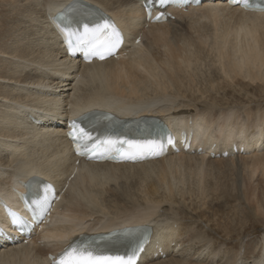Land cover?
<instances>
[{"label": "bare ground", "instance_id": "6f19581e", "mask_svg": "<svg viewBox=\"0 0 264 264\" xmlns=\"http://www.w3.org/2000/svg\"><path fill=\"white\" fill-rule=\"evenodd\" d=\"M73 1L27 0L23 8L21 1L4 0L19 18H10L0 34V202L16 204L13 191H25L32 176L54 181L60 191L67 187L49 226L29 244L0 248V264H48V253L75 236L134 225L153 227L150 253L139 264H264V233L253 249L242 244L251 218H264V107L211 104L202 99L204 91L193 90L211 57L214 92L227 85L264 88V13L209 0L175 11V20L147 25L135 0H85L116 18L127 41L118 59L83 65L67 57L47 20ZM185 27L190 34L180 31ZM97 110L125 120L158 116L178 133L185 130L191 147L133 165L81 159L73 172L78 158L64 139L66 121ZM228 141L236 142L237 153L211 155ZM186 184L202 193L191 215L181 209L186 198L177 201ZM215 196L246 202L236 223L217 225L228 242L211 235L205 218L194 217ZM234 236L241 244L229 247Z\"/></svg>", "mask_w": 264, "mask_h": 264}, {"label": "rangeland", "instance_id": "374dc122", "mask_svg": "<svg viewBox=\"0 0 264 264\" xmlns=\"http://www.w3.org/2000/svg\"><path fill=\"white\" fill-rule=\"evenodd\" d=\"M18 1L19 2L21 1L20 3L23 4L22 5L23 8H26L24 6L28 5L26 3L27 0H18ZM10 18L16 21L19 18V14L18 13L17 14H13L11 12L10 6L5 4L4 0H0V34L4 33V31H6L8 29V24H9V19ZM193 20H196V19H192V21ZM167 30L170 31L171 28H168ZM180 31L182 33L185 32L186 35L190 34L188 28H186V27H185V30H180ZM1 39L2 38H0V43H1ZM213 60L214 59L212 57L208 58L207 61L205 59L203 61L202 65L200 66L199 70H198L197 77L195 79V82L193 83V90L194 91H195V89H196V91H199V90L201 91L202 90V91H204V95H205L202 98L200 94H196L198 97H201L202 99H207L209 102H211V104L213 103L212 102V100H213L215 104L219 102L222 105V103H223V106H226V105L233 106V107H236V109H241V111H243V107L250 106V105H253L254 109H256L258 107L257 106L258 104H260L262 107H264V88H259V87L255 86V85H250L249 89H242L241 87H237L235 85L230 86V88H229L228 85L227 86H220V88H218L219 90L216 89V91H215L217 93H215L214 89L212 87V84L208 82L209 76L213 73V66H212L213 65L212 64ZM200 71H201V74H199ZM202 85H204V87H202ZM206 87H207L208 90H206ZM222 87H223V89H222ZM227 90H228V93H227ZM208 91H209V93H207ZM212 91H213V93H212ZM222 92H224V94ZM220 95H221V97H223L222 99L224 101L221 99ZM213 96H215L214 99H213ZM216 99H218L219 101L216 100ZM225 99L226 100L229 99V101L228 100L226 101ZM206 160H208L207 157H206ZM217 161H219V159L216 160L215 162H217ZM219 164H220V162L218 163V165ZM188 185L189 184H186V186H187L186 189L187 190L185 192V197L184 198H178L177 201H179L180 203H184L182 201V199L185 200V198H186L185 203H184L185 205L182 206L181 209L182 210L186 209L187 211L190 210L188 212V214L190 213V215H191L192 214L191 213L192 209H189V208H191V207L195 208L196 207V209H197V206L201 205L200 204L201 203V201H200V197L201 196L200 195H202V193H201V191L199 190L198 187L191 186V185L188 186ZM192 192H194V194ZM196 196H199V197L196 198ZM236 201L234 200V198L232 199L230 197H226V199H224L222 197H218L217 198V196H215L213 199L211 198L210 201L208 199V203L209 204L207 205V207H203V209L201 210V214L200 215L197 214L198 216L197 215L196 216L193 215V216L195 218H198L200 216L199 219H201V220H203L205 218L204 219L205 222L208 225L210 224L212 229H214V231L211 232V235L213 237H215L216 239H218L219 241H221V242H224V241L228 242L229 239H227L224 230L219 228V227H217V225L218 224H221V225L224 224L225 225V224L229 223L230 221L233 222V223H236L237 219H236L235 216H237V214H240L241 212H243L246 209L243 206H241V205H246L245 204L246 202H243V201H237L236 202ZM232 206H233V208H232ZM237 208H239V209L242 208V209L238 210ZM213 214L216 215L218 219L216 218V216H213ZM208 217H210V218H208ZM225 218H227V219H225ZM232 219H234V220L232 221ZM251 219H252L251 222L249 223L248 227L244 231L245 240L242 243V244H245L244 245V247L246 246L245 248L250 249V250L253 249L254 241H257L258 239H260V237H262L261 235L264 233V218H259L257 216H254ZM221 221H223V222H221ZM238 238H239V236H234V239L231 242L232 244L230 243L228 246L229 247L233 246L234 244H237V242L241 244V241H239Z\"/></svg>", "mask_w": 264, "mask_h": 264}, {"label": "snow or ice", "instance_id": "6c2138e0", "mask_svg": "<svg viewBox=\"0 0 264 264\" xmlns=\"http://www.w3.org/2000/svg\"><path fill=\"white\" fill-rule=\"evenodd\" d=\"M170 0H159L161 6L169 3ZM247 5L248 0H244ZM264 10V9H261ZM150 14V13H149ZM161 15H163L161 13ZM159 19V17H157ZM66 37L70 47H83L86 49V56L91 57L93 55L98 56L100 59H104L106 55H112L113 49H115L120 43V35L113 24L105 21L103 24H97L94 27L83 26L82 32L66 31ZM75 37V39H73ZM73 132L69 133L73 136V139L77 141L76 148L81 154L96 152H106L115 149L118 153L119 148H116L117 141L111 139H105L103 141H97L89 147L86 141L91 140V135L83 128H79L78 125L73 122ZM171 142V141H169ZM121 145L127 143L129 148H142L145 146L133 144L130 141H120ZM83 147V151H81ZM153 151V154L159 155V145L150 144L147 146ZM121 155H124L121 153ZM127 159H135V156H124ZM36 206L40 209H45L48 204L47 196L42 201H36ZM13 224H23V218L15 212H9ZM142 248L141 244L133 247L131 251L125 255H108L103 252L94 249L90 244H84L81 246L70 245L60 255L59 259L55 261V264H136V258L139 250Z\"/></svg>", "mask_w": 264, "mask_h": 264}]
</instances>
